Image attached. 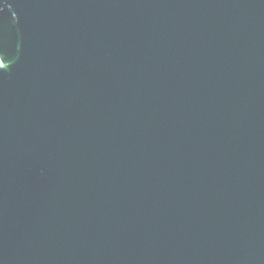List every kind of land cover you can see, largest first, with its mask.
Instances as JSON below:
<instances>
[{"label": "water", "instance_id": "95a60500", "mask_svg": "<svg viewBox=\"0 0 264 264\" xmlns=\"http://www.w3.org/2000/svg\"><path fill=\"white\" fill-rule=\"evenodd\" d=\"M0 264H264V0H0Z\"/></svg>", "mask_w": 264, "mask_h": 264}]
</instances>
